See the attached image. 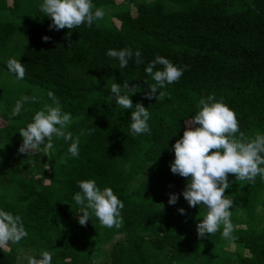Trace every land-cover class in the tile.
<instances>
[{"label": "trees", "instance_id": "16d2710c", "mask_svg": "<svg viewBox=\"0 0 264 264\" xmlns=\"http://www.w3.org/2000/svg\"><path fill=\"white\" fill-rule=\"evenodd\" d=\"M41 2L0 0V209L20 216L27 233L8 250L0 247V264H17L21 252L27 264L44 251L52 254L51 264H264V179L228 174L229 238L221 236L222 225L207 238L197 236L203 206L189 207L182 196L167 203L187 179L169 170L171 145L201 98L211 94L235 113L237 139L264 134V0H92L103 18L68 35L49 29ZM123 48L139 50L143 63L133 57L120 68L106 55ZM157 55L187 70L149 99L145 92L155 82L144 68ZM9 59L23 64L22 80L8 72ZM113 82L122 94L125 82L133 87L129 98L147 108L149 133L130 134L131 109L115 103ZM49 92L71 114L67 130L79 136L77 158L55 137L52 150L17 152L18 131L52 104ZM25 95L36 102L11 118ZM89 179L123 202L118 226L103 227L94 215L78 223L72 197L77 182Z\"/></svg>", "mask_w": 264, "mask_h": 264}, {"label": "clouds", "instance_id": "9594fccd", "mask_svg": "<svg viewBox=\"0 0 264 264\" xmlns=\"http://www.w3.org/2000/svg\"><path fill=\"white\" fill-rule=\"evenodd\" d=\"M39 11L43 16L50 18V30L67 29L66 35L70 34L69 30L81 24L91 26L103 18V11L94 9L92 0H42ZM41 40L48 42L50 37L42 36ZM106 55L115 58L120 68H125L133 57L135 63H143L141 52L130 48L109 49ZM157 65L162 67L154 71ZM6 67L17 80L24 78L25 68L19 59H9ZM186 70L187 66L178 67L169 59L157 55L144 68L145 73L155 82L148 85L146 98H152L158 89L177 82ZM123 87L127 90L124 94L121 93L120 84L113 82L110 92L122 110L131 109L130 134L149 133L150 114L147 108L139 102L134 106L129 98L134 92L131 91L133 87L129 88L127 82ZM159 95L163 96L164 93L160 92ZM48 96L52 104H45L42 110L36 111L31 117V122L18 131L22 142L17 152L28 156L32 152L39 153L42 146L52 150L55 137L68 145L69 158H77L79 136L74 137L73 133L67 130L72 123L71 114L62 111L53 93L49 92ZM36 100L35 96H21L12 107L10 117L19 116L26 103ZM198 107L196 114L186 122L182 136L171 145L170 150L174 153V158L169 164V170L187 179L179 195L169 194L167 203L175 205L182 196L189 207L203 206L206 214L195 225L197 236L207 238L208 235L216 233L222 225L221 236L229 238L233 232L230 220L233 200L226 198L224 194L230 187L228 174L248 182H254L257 176L264 179V134L258 133L253 139L245 142L243 134L240 133V139H237L239 125L235 113L222 101H216L211 94L201 98ZM77 183L79 191L72 199L80 209L78 223L83 226L94 215L103 227L118 226L121 222L120 210L124 205L113 190L109 187L101 190L91 179ZM177 212L180 215L185 214L183 208H178ZM26 235L20 216L0 209V246H6L9 242L17 243ZM51 261L52 254L48 251H44L39 259L27 257V264H51Z\"/></svg>", "mask_w": 264, "mask_h": 264}, {"label": "rangeland", "instance_id": "374dc122", "mask_svg": "<svg viewBox=\"0 0 264 264\" xmlns=\"http://www.w3.org/2000/svg\"><path fill=\"white\" fill-rule=\"evenodd\" d=\"M9 2L11 1V0H8ZM116 2H120V0H115ZM126 3V2H125ZM129 7V6H128ZM9 245V243L6 245V246H0V247H2V248H4L5 250H8V246ZM230 249H231V247H229ZM23 253L21 252V255H22ZM21 255H19V257H18V262H17V264H23L24 263V258L21 256Z\"/></svg>", "mask_w": 264, "mask_h": 264}]
</instances>
